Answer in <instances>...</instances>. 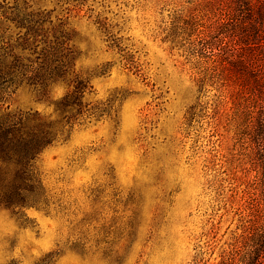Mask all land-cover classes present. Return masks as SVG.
I'll return each mask as SVG.
<instances>
[{"label": "rangeland", "instance_id": "rangeland-1", "mask_svg": "<svg viewBox=\"0 0 264 264\" xmlns=\"http://www.w3.org/2000/svg\"><path fill=\"white\" fill-rule=\"evenodd\" d=\"M7 1L66 24L86 100L112 110L39 156L48 205L0 208V264H225L261 189L236 90L189 54L196 0ZM8 103L46 109L25 87Z\"/></svg>", "mask_w": 264, "mask_h": 264}, {"label": "trees", "instance_id": "trees-1", "mask_svg": "<svg viewBox=\"0 0 264 264\" xmlns=\"http://www.w3.org/2000/svg\"><path fill=\"white\" fill-rule=\"evenodd\" d=\"M44 13L0 0V208L23 220L26 209L49 204L38 165L42 152L68 140L76 125L112 110L86 100L93 87L76 67L71 30ZM190 21L188 51L205 67L202 80L216 78L236 90L242 119L236 139L261 189L250 208L249 233L225 264H264V0H196ZM21 87L47 110L10 109ZM58 88L65 92L57 97Z\"/></svg>", "mask_w": 264, "mask_h": 264}]
</instances>
